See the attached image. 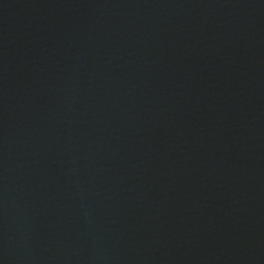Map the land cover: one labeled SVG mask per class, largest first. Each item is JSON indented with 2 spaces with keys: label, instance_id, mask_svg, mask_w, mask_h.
<instances>
[{
  "label": "water",
  "instance_id": "obj_1",
  "mask_svg": "<svg viewBox=\"0 0 264 264\" xmlns=\"http://www.w3.org/2000/svg\"><path fill=\"white\" fill-rule=\"evenodd\" d=\"M0 264H264V0H0Z\"/></svg>",
  "mask_w": 264,
  "mask_h": 264
}]
</instances>
